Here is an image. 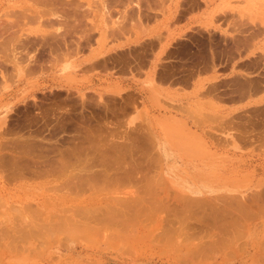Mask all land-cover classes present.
Listing matches in <instances>:
<instances>
[{"label": "rangeland", "instance_id": "1", "mask_svg": "<svg viewBox=\"0 0 264 264\" xmlns=\"http://www.w3.org/2000/svg\"><path fill=\"white\" fill-rule=\"evenodd\" d=\"M60 1L71 4L56 6L63 17L50 27L31 19L37 15L33 9L42 7L0 0L6 27L0 26L6 32L0 36V58L13 41L26 47L20 67L8 68L10 79L0 77V264H264V198L251 197L264 187V31L257 30L249 46L235 41L250 24H264L258 2L216 0L210 10L198 8L209 17L196 20L202 11L196 9L180 19L176 14L173 23L165 20L170 0ZM166 33L175 35L174 64L189 56L198 62L188 94L196 111L187 115L197 134L166 116L171 110L161 86L148 81L143 101L117 84L126 74L143 81L141 65L156 53L152 38L146 40ZM8 34L16 37L8 40ZM130 46L137 49L121 54ZM233 53L235 109L228 111L222 82L228 75L226 54ZM94 60L107 61L109 69L84 67ZM245 61L251 69L250 98L243 90ZM155 134L163 140L157 142ZM169 147L182 155L174 158L177 163L187 164L183 173H172L175 181L162 158Z\"/></svg>", "mask_w": 264, "mask_h": 264}, {"label": "crops", "instance_id": "2", "mask_svg": "<svg viewBox=\"0 0 264 264\" xmlns=\"http://www.w3.org/2000/svg\"><path fill=\"white\" fill-rule=\"evenodd\" d=\"M175 8V6H169L168 9L170 8ZM173 8V11H174ZM182 8V7H181ZM180 8V9H181ZM168 9H167V13H168ZM200 9H202L201 14L198 15L197 17H195L196 20H198L201 17L206 16L205 13L206 11L208 12V10H205L203 7H201ZM198 9V10H200ZM196 10V9H195ZM192 12V11H190ZM188 11V13H190ZM186 13V12H185ZM209 17V16H206ZM210 19V18H209ZM189 20V18L187 19ZM169 34V33H168ZM165 37H167V33L165 35ZM169 38V37H168ZM171 40L172 38H169V41L167 39L162 40L161 44L154 45V49L156 50V53L153 55V57L151 59H147L146 62L143 63V65H141V69H145V73L144 75L141 77L142 78V82H134L133 80L131 81L130 79L128 80V76L129 75H124L123 79L125 80H118V85H124L127 86L129 89L131 88L132 91H136L135 93L138 94V96L140 98H142L143 101H147L148 97L146 96V94H144L143 91V87L145 84L147 85H151V83H155L159 86H161L166 94V100L165 105H167L168 109H170L171 111L168 112L166 114V116H168L170 118V120L174 123H177L180 126H186V127H190L191 129V133H199L198 131V127L195 126V122H191L189 123V117L187 116L190 113H194L196 111V109H194V102H190L188 101L189 99V92L192 90L193 85H192V79L194 78V76H197V72L196 73H191V69L196 67V65L198 64V62L189 60L187 57L186 60H184V58H181V64L180 66H178L177 63H173L175 62L173 60V55L172 52L174 50L173 44H171ZM251 40L248 43V46L250 45ZM183 44V43H181ZM188 44V43H187ZM189 45V44H188ZM234 46V44H233ZM137 48H134L133 46H130L129 48L125 49L123 52H121V54L123 55H129L132 54V52H134ZM172 52H171V51ZM247 51V50H246ZM245 51V52H246ZM134 54V53H133ZM231 55H235L233 54H226V58L229 61V68H228V75H227V79L223 80V84L226 87L224 88V91L222 93V95L227 96V97H223L226 101H224L225 106H227V110H233L235 109V90H236V75H235V67H234V62L236 61V57H231ZM110 59V58H108ZM162 60H167L166 63H160ZM168 60H170V62H168ZM183 62H187L186 63V67L184 70V63ZM231 62V63H230ZM246 63H243V67H244V72H247L243 78V86L244 89H246V91H244L245 95L246 93H248V98H250V90L248 89L249 83H248V79H251V70L250 69V65L247 64L248 61H245ZM142 63V62H140ZM136 66V65H135ZM85 68H89V70H96V69H109L108 68V64L107 61L104 60H94L92 61V63H90L89 65H85ZM112 68V67H111ZM133 69H135V67H132ZM180 69L179 72H177V69ZM58 71H60V69H58ZM70 70H68L65 73H61V75L69 73ZM92 78V77H91ZM247 78V79H246ZM95 79H92L91 82L93 81V83L95 84ZM141 80V79H140ZM151 80V83H148V81ZM153 80V81H152ZM121 84V85H120ZM146 86V85H145ZM247 86V88H246ZM147 87V86H146ZM249 90V91H248ZM248 91V92H247ZM170 94V95H169ZM233 95V96H230ZM190 125V126H189ZM197 125V124H196ZM186 129V128H185ZM156 135V134H155ZM157 142H159V140H163L160 139V135L157 134ZM173 149H171L169 147V154L166 155L165 157L162 156V158L164 159V169H167L166 171L169 173L170 175V179L174 180L175 176L172 177V173H183L185 167L187 166V164L182 161L181 159L179 160V163H177L178 161L174 158L178 157V158H182V155H176L174 151H171ZM177 180V179H175ZM174 180V181H175ZM180 182V181H179Z\"/></svg>", "mask_w": 264, "mask_h": 264}, {"label": "bare ground", "instance_id": "3", "mask_svg": "<svg viewBox=\"0 0 264 264\" xmlns=\"http://www.w3.org/2000/svg\"><path fill=\"white\" fill-rule=\"evenodd\" d=\"M29 2H30V6H35V7H42V9L39 11L38 9L37 10H35V9H33V13H35V14H37V15H34V16H31V19H34V20H36V21H38V23H41V25L42 24H45L46 25V23L48 24L49 23V25H50V27H52L53 26V22L54 21H57V23H59L58 22V20L59 21H61V19H62V12L61 11H59V9L56 7V6H64L65 5V7L66 6H69L70 4H71V2H61L60 0H28ZM121 1V0H120ZM167 1V0H166ZM216 0H170V5L171 6H175V8H174V11H173V8H169L168 9V13L166 14V18H165V20H167V21H170L171 22V20H173L174 22L173 23H175L176 22V19H175V17L177 16L176 14H179L178 16H179V18L178 19H180V15H185L184 13H185V11H186V13H188V11L190 12V11H194L195 9H198L199 8V6H200V4H203L204 6H205V8L206 9H208V6L209 5H211L212 3H214ZM224 1H227V0H224ZM242 1H244V2H249V0H242ZM257 2H258V4H259V7H260V9H261V14L263 15L264 14V0H256ZM9 2V1H8ZM134 2H135V0H134ZM251 2H252V0H251ZM93 3V2H92ZM96 3H98V2H96ZM103 3V2H102ZM121 3V2H120ZM139 3V2H138ZM141 3V2H140ZM255 3V2H254ZM77 4H80V3H77ZM91 4V3H90ZM116 4H118V3H116ZM143 3H141V5H142ZM73 5V4H72ZM71 5V6H72ZM75 5V4H74ZM97 5V4H96ZM103 5V4H102ZM106 5H109V4H107L106 2L104 3V6H105V8H106ZM111 5V4H110ZM135 5V4H134ZM164 5V4H163ZM8 6V5H7ZM78 6H80V5H78ZM117 6V5H116ZM121 6V5H120ZM145 6V5H144ZM20 7V6H19ZM98 7H100V6H98ZM114 7V6H113ZM135 7H136V9H137V5H135ZM182 7V8H181ZM6 8H8V7H6ZM23 8V7H22ZM21 8V9H22ZM26 8V7H25ZM68 8V7H67ZM66 8V9H67ZM107 8H108V6H107ZM106 8V9H107ZM142 8V7H141ZM140 8V9H141ZM178 8H181V9H178ZM58 9V10H57ZM75 9V8H74ZM78 9H80V8H78ZM112 9V8H111ZM114 9V8H113ZM128 9V8H127ZM130 9V8H129ZM135 9V8H134ZM135 9V10H136ZM68 10V9H67ZM69 10H72V9H69ZM82 10V9H81ZM109 10V9H108ZM143 11H144V9H142ZM146 10H148V9H146ZM9 11H11L12 13H13V15H14V18H16L17 19V10L15 9V6L13 7V6H11V10H9ZM31 11V10H30ZM29 11V12H30ZM63 11H65V10H63ZM80 11V10H79ZM129 11V10H128ZM136 11H140V10H136ZM5 12H8V10L7 11H5ZM19 12V11H18ZM27 12V11H26ZM39 12H40V15H39ZM59 12H61V13H59ZM65 12H67V11H65ZM82 12V11H81ZM83 12H84V10H83ZM88 12V11H87ZM114 12V11H113ZM124 12V11H123ZM131 12V11H130ZM135 12V11H134ZM184 12V13H183ZM4 13V12H3ZM10 12H8V14H9ZM32 13V14H33ZM76 13V12H75ZM86 13V12H85ZM104 13V12H103ZM119 13V15H120V12H118ZM137 13V12H136ZM141 13V12H140ZM140 13H137V17H138V14H140ZM146 13H149V12H146ZM228 11L226 12V11H223L222 12V14L221 15H223L224 17L225 16H228ZM78 14V13H77ZM126 14V13H125ZM145 14V13H144ZM143 14V15H144ZM165 14V13H164ZM0 15H1V13H0ZM11 15V13L9 14V16ZM20 15V14H19ZM28 15V14H27ZM76 15V14H75ZM80 15V14H79ZM79 15H76L77 17H79ZM109 15L112 17L114 14H110L109 13ZM108 15V17L109 18H107L106 19V21H105V19H104V22L102 23V24H104V25H109L108 23H109V21H110V16ZM116 15V14H115ZM114 15V17H116ZM211 15H212V13H211ZM8 16V15H7ZM21 16V18H23L22 16H25V15H20ZM81 16V15H80ZM84 16V15H83ZM126 16V15H125ZM146 16V15H145ZM177 16V17H178ZM12 17V16H11ZM27 18H29L28 16H26ZM65 17V16H64ZM82 17V16H81ZM113 17V18H114ZM118 17V16H117ZM116 17V18H117ZM129 17V16H128ZM139 17H141V15H139ZM138 17V18H139ZM147 17H149V15L147 16ZM155 17V16H154ZM184 17V16H183ZM183 17H182V19H183ZM261 17H263V16H261ZM13 18V17H12ZM72 18H73V16H72ZM76 18V17H75ZM75 18H73L74 19V21H77V20H75ZM133 18V17H132ZM145 18V17H144ZM221 17H219V19H220ZM264 18V17H263ZM64 19V18H63ZM67 19V18H66ZM108 19H109V21H108ZM175 19V20H174ZM13 20V19H12ZM12 20H10V21H12ZM15 20V19H14ZM19 19H17V21H18ZM72 20V19H71ZM144 20V19H143ZM147 20H150V19H147ZM3 21H4V19L2 20V19H0V26L3 24ZM178 21H180V20H178ZM177 21V22H178ZM26 22V21H25ZM72 22V21H71ZM78 22V21H77ZM82 22V21H81ZM81 22H80V24H81ZM84 22V21H83ZM95 22V21H94ZM96 22L97 23H99L97 20H96ZM126 22V21H125ZM165 22V21H164ZM263 22V21H262ZM260 23V24H254V23H252L253 25H251L250 24V26L246 29V31H245V35L243 34V37L242 38H240V39H235V41H238L237 42V46L238 45H246L247 43H248V41H249V38H253L255 35H256V33H258V32H256L257 30L259 31V30H261L262 29V31H264V24L263 23ZM6 23V22H5ZM8 23V22H7ZM6 23V24H7ZM13 23H14V21H13ZM17 23V22H16ZM15 23V24H16ZM19 23H22V21L21 22H18V24ZM53 23V24H52ZM67 23V22H66ZM70 23V22H69ZM85 23V22H84ZM100 23V24H101ZM111 23V25L112 24H116L117 23V21L116 20H113V21H111L110 22ZM10 24V23H9ZM17 24V25H18ZM23 24V23H22ZM63 24H64V22H63ZM72 24V23H71ZM76 24H78V23H75V25ZM88 24V23H87ZM93 24V23H92ZM99 24V25H100ZM102 24H101V26H102ZM127 24V23H126ZM125 24V25H126ZM8 25V24H7ZM6 25V26H7ZM13 25V24H12ZM11 25V26H12ZM49 25H48V27L47 28H50L49 27ZM52 25V26H51ZM62 25V24H61ZM106 25V26H107ZM122 25V24H121ZM173 25V24H172ZM2 26H4L5 27V24H3ZM1 26V27H2ZM11 26H9V28L11 27ZM14 26V25H13ZM64 26V25H63ZM73 26H74V24H73ZM170 26V25H169ZM3 27V30H2V28H0V31L2 30V31H5V28ZM16 27V26H15ZM14 27V28H15ZM20 27V26H19ZM81 27V26H80ZM96 27V26H95ZM115 27V26H114ZM12 29H13V27H11ZM16 28H18V27H16ZM15 28V29H16ZM101 28V27H100ZM109 28V27H108ZM243 28V27H242ZM241 28V29H242ZM256 28H258V29H256ZM11 29V30H12ZM19 29V28H18ZM16 30V31H19V30ZM118 29H120V28H118ZM26 30V29H25ZM46 30V29H45ZM48 30V29H47ZM50 30V29H49ZM52 30H54V28L52 29L51 28V34H54V32L52 33ZM15 31V32H16ZM108 31V30H107ZM106 31V32H107ZM112 31V30H111ZM11 32V31H10ZM47 32V31H46ZM109 32V31H108ZM168 32V31H167ZM239 32V31H238ZM246 32H249L248 34L246 33ZM2 33V34H1ZM6 33V32H5ZM5 33H3V32H0V36H3ZM56 33H58L57 31H56ZM15 34H17V32L15 33ZM49 34V33H48ZM62 34V33H61ZM108 34V33H107ZM110 34V33H109ZM112 34V33H111ZM110 34V35H111ZM114 34V33H113ZM159 34V33H158ZM239 34V33H238ZM237 34V36H240V35H238ZM247 34V35H246ZM22 35L23 36H26L25 34H23L22 33ZM20 36V37H23V36ZM32 35V34H31ZM28 36V35H27ZM50 36V35H49ZM52 36V35H51ZM151 36V35H150ZM175 35H174V33L172 34V33H167V37H162V35H155L154 34V36H151V37H149V38H147L148 40H146V41H148V44L150 43V41H154V42H152V45L153 44H157V45H159V44H161V41L162 40H165V39H167L168 41H169V38H173ZM7 37L9 38V34L7 35ZM10 37H11V35H10ZM13 37L15 38L16 37V35H13L11 38H9L8 40H10V39H13ZM32 37V36H31ZM36 37V36H35ZM38 38H39V36H37ZM46 37H48V36H46ZM53 37H55V36H53ZM85 37V36H84ZM169 37V38H168ZM26 38V37H25ZM25 38L23 39V40H25ZM29 38V37H28ZM50 38V37H49ZM150 38H152L150 41H149V39ZM232 38V37H231ZM5 39H7V38H5ZM37 39V38H36ZM21 40V39H20ZM34 40H35V38H34ZM232 40V39H231ZM2 41H3V39H2ZM17 41H18V39H17ZM36 41V40H35ZM43 41V40H42ZM49 41V40H48ZM60 41V40H59ZM177 41V40H176ZM175 41V42H176ZM21 42V41H20ZM20 42H17V44H15L16 42H12V45H9V43L7 42L6 43V45H9V47L8 48H3L4 49V52L3 53H5L4 55L5 56H3V57H1L2 58V60L3 61H0V77H3L5 80H8V79H10L9 77H8V79H7V77H6V75L9 73L8 72V68L9 67H11L12 68V70H16V69H18L19 67H20V65L18 66V64H20V57L19 56H21L20 54L21 53H23V52H20L21 50H24L23 48H26V47H23V48H21L22 47V43H24L23 41H22V43L20 44ZM34 42V41H33ZM40 42V41H39ZM1 43V42H0ZM11 43V42H10ZM32 43V42H31ZM31 43H30V45H31ZM51 43H53V42H51ZM54 43H55V41H54ZM236 43V42H235ZM36 44V43H35ZM37 44H39V43H37ZM42 44H44V43H42ZM50 44V43H49ZM56 44V43H55ZM141 44H142V42H141ZM5 45V46H6ZM20 45H21V47H20ZM236 45V44H235ZM4 46V45H3ZM4 46V47H5ZM42 46V45H41ZM45 46V45H44ZM47 46V45H46ZM52 46V45H51ZM54 46V45H53ZM30 47V46H29ZM33 47V46H32ZM37 47V46H36ZM246 47V46H245ZM47 48V47H46ZM3 49H2V51H3ZM33 49H35V47L33 48ZM58 49V48H57ZM151 49V51H152V48H150ZM154 49V48H153ZM47 50V49H46ZM30 51H32V50H30ZM67 51V50H66ZM171 51V50H170ZM238 51V53H239V51H241V49L240 50H237ZM7 52V53H6ZM33 52V51H32ZM32 52H29V53H31L32 54ZM49 52V51H48ZM53 52V51H52ZM172 52V51H171ZM25 53H27V50H26V52ZM173 53V52H172ZM28 54V53H27ZM240 54V53H239ZM238 54V55H239ZM25 55V54H24ZM41 55V54H40ZM29 56V55H28ZM64 56V55H63ZM4 57H7V60L5 61L4 59ZM31 57H32V55H31ZM0 58V59H1ZM28 58V57H27ZM24 60V59H23ZM23 60L21 61V63L22 64H24L23 63ZM29 60V59H28ZM25 61V60H24ZM249 61H251V60H249ZM253 61V60H252ZM66 62V61H65ZM63 63V64H61V66L63 65V66H66V63H68V62H66V63ZM254 62V61H253ZM8 64V65H7ZM21 64V65H22ZM68 65V64H67ZM8 72V73H7ZM260 74V73H259ZM264 77V76H263ZM247 79V78H246ZM261 79V78H260ZM2 80V78L0 79V81ZM251 80V79H250ZM250 80H248V81H250ZM4 81V80H3ZM10 81V80H9ZM255 81V80H254ZM260 81V80H259ZM4 82H6V81H4ZM256 82V81H255ZM263 81H261V83H262ZM1 83V82H0ZM250 83H252L251 81H250ZM258 86V84H254V87L255 86ZM250 87H249V89L250 88H252V85H249ZM256 90V89H255ZM258 90H259V86H258ZM252 91V90H251ZM257 91V90H256ZM250 92V91H249ZM250 94H252L251 92H250ZM253 94H256V93H253ZM250 96H252V95H250ZM259 109V108H258ZM262 109H264V105H263V107L260 109L261 111H262ZM255 110H257V108L255 109ZM254 110V108H253V110H252V112L253 111H255ZM257 111H259V110H257ZM261 111H259V112H261ZM264 112V111H263ZM246 113V112H245ZM262 113V112H261ZM244 114V113H243ZM255 114H257V112L255 113ZM246 115V114H245ZM248 115V114H247ZM262 115H264V113L262 114ZM249 116V115H248ZM247 116V117H248ZM251 116V115H250ZM249 116V117H250ZM257 116V115H256ZM262 121H263V119H262ZM264 124V123H263ZM255 128V127H254ZM255 130V129H254ZM247 131V130H246ZM246 133V132H245ZM257 134V133H256ZM259 134V133H258ZM248 136V135H247ZM240 137V136H239ZM239 139V138H238ZM261 139V138H260ZM259 140V139H258ZM254 143V142H253ZM218 144V143H217ZM220 146V145H219ZM165 149H166V147H165ZM17 157V156H16ZM15 158V157H14ZM19 158V157H18ZM17 159V158H16ZM32 160V159H31ZM64 160V159H63ZM10 161H12V160H10ZM5 162V161H4ZM3 162V163H4ZM116 162V161H115ZM8 163V162H7ZM12 163V162H11ZM11 163H9L10 165H12ZM65 163V162H64ZM110 164V163H109ZM64 165V164H63ZM108 166V165H107ZM113 166V165H112ZM16 168V167H15ZM22 168V167H21ZM263 170H264V168H263ZM100 171H102V170H100ZM14 172V171H13ZM19 173V172H18ZM98 173H100V172H98ZM103 173V172H102ZM113 173V172H112ZM16 174V172L15 173H13V175L12 176H14ZM107 174V173H106ZM17 175V174H16ZM30 175V174H29ZM29 175H28V177H29ZM119 175V174H118ZM83 176V175H82ZM92 176V175H91ZM126 176V175H125ZM132 176V175H131ZM14 178V177H13ZM95 178V177H94ZM6 179V178H5ZM121 179V178H120ZM115 180V179H114ZM260 180V179H259ZM89 181V180H88ZM130 181V180H129ZM83 182V181H82ZM85 182V181H84ZM93 182V181H92ZM111 182V181H110ZM116 182V181H115ZM127 181H125V183H126ZM90 183V182H89ZM88 183V184H89ZM120 183V182H119ZM123 183H124V181H123ZM124 183V184H125ZM128 183V182H127ZM105 184V183H104ZM85 185V184H84ZM87 185V184H86ZM120 185H122V183H120ZM79 186V185H78ZM130 186V185H129ZM264 186V185H263ZM123 187V186H122ZM121 187V188H122ZM126 187V186H125ZM130 187H132V186H130ZM259 187H260V185H259ZM89 188V187H88ZM81 189V188H80ZM117 189V188H116ZM262 189V190H261ZM261 189L260 190H258V192L256 191V192H252L251 194H252V196L251 197H253L254 198V200L253 201H256V198H258L257 200H259L260 201V199L263 197L264 198V187H261ZM118 190V189H117ZM119 190H120V188H119ZM126 191V190H125ZM127 192V191H126ZM113 194V193H112ZM125 194V193H124ZM123 194V195H124ZM159 195V194H158ZM166 195V194H165ZM249 195V194H248ZM247 195V196H248ZM122 196V195H121ZM125 196V195H124ZM127 196V195H126ZM125 196V197H126ZM115 197V196H114ZM140 197V196H139ZM154 197V196H153ZM183 197V196H182ZM231 198V197H230ZM233 198V197H232ZM173 199V198H172ZM227 199H229V198H227ZM248 199H249V197H248ZM170 200V199H169ZM195 200V199H194ZM232 200V199H231ZM231 200H229V201H231ZM245 201L247 200V199H244ZM114 201V200H113ZM223 201H225V200H223ZM233 201V200H232ZM262 201H264V200H262ZM202 202V201H201ZM221 202V201H220ZM234 202V201H233ZM235 202H237V201H235ZM126 203V202H125ZM137 203H139V202H137ZM205 203V202H204ZM223 203V202H222ZM246 203H247V201H246ZM256 203V202H255ZM254 203V205H256ZM206 204V203H205ZM230 205H231V203H229ZM240 204V203H239ZM139 205V204H138ZM136 206V205H135ZM205 206V205H204ZM241 205H239V207H240ZM244 206H245V204H244ZM143 207V206H142ZM235 208H236V205L234 206ZM254 207V206H253ZM136 208V207H135ZM139 208V207H138ZM215 208V207H214ZM231 208H233V207H231ZM230 207H229V210L231 209ZM128 209V208H127ZM126 209V210H127ZM142 209V208H141ZM147 209V208H146ZM145 209V210H146ZM151 209V208H150ZM219 209H221V208H219ZM219 209H217L218 211H219ZM165 210V209H164ZM209 210H210V208H209ZM216 210V211H217ZM232 210V209H231ZM233 210H234V208H233ZM236 210V209H235ZM240 211L241 210H243V206H242V209H239ZM131 211V210H130ZM136 211V210H135ZM138 211V210H137ZM151 212H152V210H150ZM149 211V212H150ZM212 211V210H211ZM216 211H215V213H216ZM228 211V210H227ZM243 211H245V209L243 210ZM242 211V212H243ZM250 211V210H249ZM122 212V211H121ZM140 212H141V210H140ZM144 212V211H143ZM234 212V214H235V211H233ZM233 212H232V214H233ZM238 212V211H237ZM247 212V211H246ZM128 213H130V212H128ZM153 213H154V211H153ZM212 213H214V212H212ZM136 214H138V212L136 213ZM149 214V213H148ZM219 214V213H218ZM233 214V215H234ZM240 214V213H239ZM139 215V214H138ZM137 215V216H138ZM235 215H238V213L237 214H235ZM241 215H242V213H241ZM244 215V214H243ZM219 216V215H218ZM217 216V217H218ZM209 217V216H208ZM230 217V216H229ZM238 217V216H237ZM146 218L148 219L149 217H147L146 216ZM205 218V217H204ZM204 218H202V219H204ZM227 218V217H226ZM245 218H246V216H245ZM244 217L242 218V220L243 219H245ZM135 219V218H134ZM143 219V218H142ZM145 219V218H144ZM143 219V220H144ZM210 219V218H209ZM214 219V218H213ZM212 219V220H213ZM220 219V218H219ZM232 219V218H231ZM239 219V218H238ZM131 220V219H130ZM228 220V219H227ZM134 221V220H133ZM136 221V220H135ZM196 221H200V219H198V220H196ZM212 222V221H211ZM216 222V221H215ZM220 222V221H219ZM222 222V221H221ZM227 222V221H226ZM225 222V223H226ZM235 222V221H234ZM233 222V223H234ZM240 222H242V221H239V223ZM243 222H245V220L243 221ZM135 223V222H134ZM201 223V222H200ZM229 223H230V221H229ZM228 223V224H229ZM206 224V223H205ZM221 224V223H220ZM220 224H217V225H220ZM227 224V223H226ZM226 224H224V225H226ZM230 224H232V223H230ZM235 224V223H234ZM216 225V226H217ZM223 225V224H222ZM223 225V226H224ZM243 225V224H242ZM26 226V225H25ZM38 226V225H37ZM143 226V225H142ZM243 226H245V225H243ZM243 226H241L242 228H244ZM2 227V226H1ZM219 226H217V228H218ZM221 227V226H220ZM227 227V226H226ZM228 227H229V225H228ZM232 227V226H231ZM236 227V226H235ZM234 227V228H235ZM4 228V227H3ZM43 228V227H42ZM194 228V227H193ZM196 228V227H195ZM194 228V229H195ZM203 228H204V225H203ZM216 228V229H217ZM233 228V227H232ZM231 228V229H232ZM2 229V228H1ZM37 229V228H36ZM44 229V228H43ZM202 229V228H201ZM214 229V228H213ZM220 229V228H219ZM218 229V230H219ZM5 230L6 229H4V232H5ZM196 230V229H195ZM200 230V229H199ZM204 230H206V228L204 229ZM225 230V229H224ZM226 230H227V228H226ZM232 230H234V229H232ZM1 231V230H0ZM40 230H38V232H39ZM142 231V230H141ZM201 232H202V230H200ZM236 231L237 230H235L234 232L236 233ZM1 232H3V229H2V231ZM0 232V233H1ZM8 232V231H7ZM32 232V231H31ZM34 232H36V231H34ZM133 232V231H132ZM131 232V233H132ZM206 232V231H205ZM207 232H208V228H207ZM214 232H215V230H214ZM233 232V233H234ZM17 233V232H16ZM200 233V232H199ZM229 233H230V231H229ZM3 234V233H2ZM34 234V233H33ZM38 234V233H37ZM206 234H208V233H206ZM1 235V234H0ZM20 235V234H19ZM147 235V234H146ZM145 235V236H146ZM2 236V235H1ZM22 236V235H21ZM154 237V236H153ZM23 238H24V236H23ZM22 237H21V239H23ZM126 238V237H125ZM140 238V237H139ZM137 244V243H136ZM146 244V243H145Z\"/></svg>", "mask_w": 264, "mask_h": 264}]
</instances>
